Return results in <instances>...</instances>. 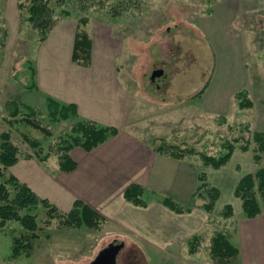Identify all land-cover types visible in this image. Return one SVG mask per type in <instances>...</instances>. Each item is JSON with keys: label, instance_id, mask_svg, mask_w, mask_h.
I'll use <instances>...</instances> for the list:
<instances>
[{"label": "rangeland", "instance_id": "374dc122", "mask_svg": "<svg viewBox=\"0 0 264 264\" xmlns=\"http://www.w3.org/2000/svg\"><path fill=\"white\" fill-rule=\"evenodd\" d=\"M219 1L221 0H90V5L88 3L86 8L69 2L71 14L61 16L56 25L69 24L75 34L79 29L85 30L92 41L96 39L97 49L91 56L95 58L94 65H103L106 58L107 61L111 55L114 56L110 49L112 44L117 43L118 53L122 50L117 58L122 64L121 76L133 91L134 102L139 107L135 115L139 118L137 122H141L139 125L144 127L141 132L146 135L145 139L153 140L154 145V142L164 138L180 148L194 149L196 153H187L181 159L192 163L200 185L209 183L207 173L213 171L211 173L220 182L223 197L228 199L234 195L232 180L235 173L240 176L244 171L264 167V157L257 165L253 161L251 150H240L243 143L252 140V132L264 131V0H242L248 7L239 11L234 20L241 37L234 32V43L225 53L232 57V54L243 51L249 70L250 88L254 92L250 96L248 89L243 90L247 91L253 104L251 107L241 108L239 100L232 98L227 104L220 106L224 113L215 115L206 107L192 108L190 101L198 99L212 76L216 60L224 57L225 46L217 50L210 34L202 27V22L211 17L209 9H213ZM82 17H86L87 22L80 25ZM38 38L37 32L27 22L21 23L17 1L0 0V133L11 132L12 140L19 146L23 157L36 150L29 144L27 137L40 140L42 153H52L48 158L51 165L58 161V143L66 137L77 118L71 116L66 120L52 121L47 100L37 90L25 87L31 79L26 63L34 62ZM159 67L164 68V76L153 82L150 80L151 73ZM189 91H195L196 95L190 101L186 100L189 98ZM12 101L37 107L39 116L36 120L49 129L50 135L14 120L16 118L10 122L7 103ZM179 117L180 122H174ZM223 117L225 121H222ZM234 138H239L240 141L236 143L234 160L227 164L234 174L229 171L223 175L221 170L203 163L199 153L218 154L224 141H233ZM253 147L252 143L251 148ZM11 172L12 168H7L6 175ZM172 185L162 183L166 190L165 196L171 194ZM148 194L147 190L145 196L149 201L154 195ZM182 205L189 206L192 203L188 201ZM225 210V207L220 211L214 208L211 213L219 214L217 216L221 218H232L234 214L224 216ZM46 211L42 205L31 210L37 215L38 237L32 239L31 249L23 250L17 257L11 255L13 239L28 236L29 232L15 220L0 227V264H89L99 250L115 238L123 240L126 247L137 248L145 264L238 263L237 257L228 260V263L222 262L210 251L213 235L211 230H215L214 233H226L216 230L224 228L219 217L212 221V227L195 243L197 251L191 252L189 239L180 240L166 249L134 240L130 238V233L111 224L98 211L102 219L97 227L86 224L81 227L66 226L61 223L60 217L49 221Z\"/></svg>", "mask_w": 264, "mask_h": 264}, {"label": "crops", "instance_id": "0c3cea01", "mask_svg": "<svg viewBox=\"0 0 264 264\" xmlns=\"http://www.w3.org/2000/svg\"><path fill=\"white\" fill-rule=\"evenodd\" d=\"M247 7L242 0H221L214 5L210 19L202 22L217 50L225 46V52L224 57L216 60L212 76L198 99L190 101L196 95L195 91L188 92L186 100L192 102V108L206 107L211 113L222 115L224 112L220 106L236 98L239 91L248 89L249 95H253L243 51L232 54V57L229 53L225 55L226 49L234 43L233 33L240 36L234 20L238 12ZM57 25L38 45L33 89L46 100L52 97L61 103H75L81 118L115 126L119 132L91 151L74 147L70 154L78 166L70 172L60 170L58 161L55 163L54 160L50 165L49 159L42 162L33 157L20 159L10 166L11 174L27 183L38 195L48 198L60 210L67 211L77 199L82 200L111 224L130 233V238L158 248L166 249L194 235L201 237L212 227V221L221 217L206 211L202 199H197L192 209L183 213L161 202L160 199L166 197L162 183L173 184L168 197L186 204L191 201L200 181L190 161L158 153L153 140L145 139L146 135L141 132L144 127L139 125L141 122H137L139 118L135 115L139 107L134 102L133 91L121 76L122 64L117 58L122 50L118 53L115 43L110 49L114 56L111 55L107 61L106 58L103 65H94V56L90 65L77 64L72 59L76 35L73 27L66 23ZM95 40L92 41L93 55L98 45ZM159 78L152 80L150 76L153 82ZM174 122H180V117ZM233 160L234 153L230 164ZM219 170L223 175L229 171L234 174L227 164ZM252 171L254 169L247 172ZM211 172L207 173V181L220 189V182ZM247 172L240 176L235 173L233 188ZM132 183L143 185L149 191L148 195H154L150 196L147 206H138L125 199L124 191ZM222 193L214 208L220 211L226 203H230L234 215L232 218H221L219 222L223 221L224 228L216 230L226 231L224 233L238 247L237 264H264V212L254 218H246L241 201L235 195L225 199ZM214 231L212 229L211 233L214 234Z\"/></svg>", "mask_w": 264, "mask_h": 264}, {"label": "trees", "instance_id": "16d2710c", "mask_svg": "<svg viewBox=\"0 0 264 264\" xmlns=\"http://www.w3.org/2000/svg\"><path fill=\"white\" fill-rule=\"evenodd\" d=\"M89 1L17 0V9L20 13L21 23L24 24V22H27L37 32L39 37L38 42L40 43L48 38L50 32L62 18L61 16H69L71 14V10L68 7L69 2H75L82 8H86ZM208 12H212V9H209ZM86 22V17L80 18V25ZM91 56L92 39L85 30L79 29L76 33L72 59L77 64L87 66L91 63ZM26 64L30 70L31 79L25 87L32 89L35 87V64L30 61ZM236 98L239 100L241 108L251 107L253 104L246 90L239 91L236 94ZM47 102L49 117L52 121L59 119L66 120L71 116L77 118V122L66 133V137L58 143L56 151L59 169L64 172H70L78 166V163L70 154V151L74 147H81L86 151H91L119 132V129L115 126L103 125L91 119L81 118L75 103H61L52 97H48ZM7 105L8 114L11 118L10 122L13 118H16L14 120L22 121L50 135L49 129L36 120L39 116L37 107L25 102L16 101L8 102ZM18 116L20 118L17 119ZM222 121H225V117L222 118ZM251 138L252 140H247L245 144L243 143L240 146V149L244 152L251 150L253 153V161L259 165L261 159L264 157V131L252 132ZM0 140V227H4L10 220H15L21 223L26 231L29 232L28 236L14 237L11 254L13 257H17L23 250L31 249L32 239L38 237L36 232L38 229L37 215L36 213H32L31 210L39 205L47 209L46 212L49 215V221L55 217H60L61 223L66 226L81 227L83 224L89 227L98 226L102 216L84 201L77 199L71 209L61 211L48 198L40 197L33 188L27 183L22 182L15 175L11 173L10 175H6L7 168L16 164L20 159L36 157L43 162L52 155L51 152L42 153L40 140L27 137L29 144L36 150L33 154H28L24 157L21 155L19 146L12 140L10 131L1 132ZM239 141V138H234L233 141H224L221 151L218 154H209L207 152L199 153L203 163L214 169H219L228 164L236 149V143ZM252 143L254 144L253 149L251 148ZM154 149L158 153L176 159L184 158L187 153H196L192 148H180L178 145L168 143L164 138H160L154 142ZM145 192L146 190L143 185L132 183L125 189L124 197L127 201L135 205L145 207L148 205ZM220 194L221 191L218 187L206 182L201 184L192 195V205L184 206L168 196L163 197L161 202L170 209L183 213L189 212L197 199H202L204 200V208L211 213L214 210ZM234 195L241 201L244 217L254 218L262 214L264 212V167L258 166L254 171L245 173L235 185ZM224 207L226 208L224 212L225 217L234 214L232 204H226ZM200 239L201 237L199 235H194L189 239L191 245L189 251L194 252L196 249L195 243H198ZM210 242L212 255L222 262L225 261V263H228V260H234L239 255L238 247L223 232L214 233Z\"/></svg>", "mask_w": 264, "mask_h": 264}, {"label": "water", "instance_id": "95a60500", "mask_svg": "<svg viewBox=\"0 0 264 264\" xmlns=\"http://www.w3.org/2000/svg\"><path fill=\"white\" fill-rule=\"evenodd\" d=\"M164 68H156L151 73V79L163 76ZM124 246V242L111 243L108 247L102 250L93 260L92 264H118L116 261L117 253Z\"/></svg>", "mask_w": 264, "mask_h": 264}, {"label": "flooded vegetation", "instance_id": "af4514ba", "mask_svg": "<svg viewBox=\"0 0 264 264\" xmlns=\"http://www.w3.org/2000/svg\"><path fill=\"white\" fill-rule=\"evenodd\" d=\"M119 241L124 242L121 239L115 238L112 241H110L107 245H105L103 248H101L97 253V255L106 247H108L111 243H118ZM93 260L89 264H92ZM116 261L118 264H145L142 255L139 254L138 249H136L135 247H126L125 242H124V246L117 253Z\"/></svg>", "mask_w": 264, "mask_h": 264}]
</instances>
